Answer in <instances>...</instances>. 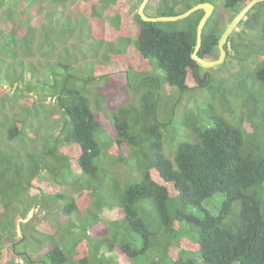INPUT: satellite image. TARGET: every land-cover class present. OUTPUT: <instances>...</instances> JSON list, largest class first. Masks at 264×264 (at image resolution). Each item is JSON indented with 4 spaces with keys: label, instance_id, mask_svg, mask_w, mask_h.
Instances as JSON below:
<instances>
[{
    "label": "trees",
    "instance_id": "1",
    "mask_svg": "<svg viewBox=\"0 0 264 264\" xmlns=\"http://www.w3.org/2000/svg\"><path fill=\"white\" fill-rule=\"evenodd\" d=\"M65 1L0 0V264H264V2L224 43L234 81L218 77L212 90L210 70L221 65L191 59L202 10L153 23L137 15L142 0L133 11L131 0H75L55 16ZM249 1L213 5L200 58L218 57ZM203 2L212 3L150 0L145 13L175 16ZM64 31L94 55L111 41L100 54L125 74L116 84L141 92L138 102L100 106L87 86L110 72L74 78L82 71L71 44L54 45ZM155 68L160 78L146 73ZM202 88L214 101L192 108L176 141L173 113ZM211 201L216 215L203 208Z\"/></svg>",
    "mask_w": 264,
    "mask_h": 264
},
{
    "label": "rangeland",
    "instance_id": "2",
    "mask_svg": "<svg viewBox=\"0 0 264 264\" xmlns=\"http://www.w3.org/2000/svg\"><path fill=\"white\" fill-rule=\"evenodd\" d=\"M74 1V3H79V1H75V0H68L65 1L64 3H59L58 5L60 6L59 8V14L55 15V16H62L60 15L61 10L63 8V4L68 3V2H72ZM212 3V5H216L217 9L222 6L224 0H210ZM66 5H70V3L66 4ZM137 5V0H131V2L129 3V5L127 6L128 11H133V9L136 7ZM68 7V6H67ZM138 8V7H137ZM1 13V11H0ZM115 31V30H114ZM112 36V44L114 46H118L119 44V40L120 38H115V33H118L117 31L115 32H110L108 31ZM64 34L61 35V39L59 38L56 42H54V45H56L57 43H63L66 42V39L68 40V44L69 45V50L70 52H72L73 54L71 55V60L72 61H78L80 66H81V73L78 74L76 76V74H74V78L76 79H81L86 81V79L88 77H92V76H96V75H101V74H105L106 70L110 75V80L109 81H105V80H99L98 82H93L92 84L88 85L87 87H90L94 90H96L97 93V101L100 104V106L104 107L105 110H113L116 109L118 107H120L121 105H124L128 102H132L134 104H136L139 100V96H140V91L137 90L135 91L134 89H130L128 90L126 88L125 85L119 86L118 84H116L115 81V75L116 76V80L117 81H122L124 82V78H125V74L121 73V74H117V73H111L113 72V69L117 66L115 64L109 63V62H105L103 60V57L100 54V51L104 48V50L106 49V45L108 44V42L111 41H106L103 40L104 46L103 48L99 49V53H96V55H94V52L97 51V48H91V47H83L81 45L78 44V39L76 38V36H74L72 39H70V37L68 36L67 38H65L64 36H66L67 33H65V31L63 32ZM109 33H107V36L109 35ZM52 40L53 36H50ZM70 39V40H69ZM95 39V38H94ZM65 47V46H64ZM50 52L53 51V48H50L49 50ZM133 50H129V52L126 54V62L128 61L129 63H131L133 66L137 64V61L135 59V56L133 55ZM229 60H225L224 64L221 65L218 68H215L214 70H210V75L212 77V79H214L211 83L210 86L213 88L212 90H214V88L218 89L219 86L217 85V82H220L221 80L216 79L218 77H223L224 79L230 80L233 82L234 79L231 76V74L235 71L234 65L229 64L228 62ZM51 62H57V59H53L52 56H49L48 59V63L51 64ZM152 63L155 62L151 61ZM125 63V62H124ZM3 67H9L11 68V66L13 65V63L11 64H6V63H1ZM97 67H100L99 70L95 71L96 73L93 74L94 69H96ZM148 67L150 69H152V67L150 65H148ZM146 73H150L151 75H154L156 77H161L162 76V72L159 69H154L151 71H147ZM75 84V83H74ZM76 86L81 87L82 85L80 84V81H76ZM164 87V93H169V92H174V90H170L168 87H166V85H163ZM21 94V93H20ZM26 96V94H24ZM219 95H220V90H215L214 96L216 98L219 99ZM212 101H214V97L211 96L210 93L207 92V90H205L204 88L202 89H193L190 91V93L187 95V98H184L183 100V107L182 108H178V110L176 111V116L173 113L172 116V121L173 123L177 122V125L175 124H170V126H168L170 131H174V133L176 134L175 136V140L176 141H185L184 137H179L178 134H181L185 129H187L186 124H185V118L187 115H190V111H193L192 108L194 106H198L200 108L205 109V107L209 104L212 105ZM93 106V105H92ZM94 107V106H93ZM218 109H220L218 107ZM162 118H165V116L162 115ZM104 123V121H103ZM105 127V126H104ZM47 131L49 132V129L47 128ZM45 132V131H44ZM43 132V133H44ZM45 138V137H44ZM171 136L166 137L164 140V145L165 146H169L171 145ZM115 169H117V171L121 174L126 173L127 171V176L129 174V170L126 169L125 167H120L117 166ZM49 189H51V187H49ZM214 203V201H211L210 204H208V206H203V208L207 209L211 214L216 215L217 214V210L215 209L214 205L212 204ZM216 203V202H215ZM34 212H29V214L27 215V218L25 220H23V222H25L29 216H31ZM117 213L115 210L112 211H104L103 216L106 217H113L116 218ZM17 235L19 236L20 234L18 232H16ZM16 237V236H15ZM188 250V249H186Z\"/></svg>",
    "mask_w": 264,
    "mask_h": 264
},
{
    "label": "water",
    "instance_id": "3",
    "mask_svg": "<svg viewBox=\"0 0 264 264\" xmlns=\"http://www.w3.org/2000/svg\"><path fill=\"white\" fill-rule=\"evenodd\" d=\"M149 0H142L137 8V15L140 17V19L144 22H175L182 19L187 18L194 12H197L199 10L203 11V16L201 17L197 28H196V43L194 46V50L191 54V59L195 62L196 66L198 68L202 69H211L216 66L221 65L226 56V52L224 50V43L227 40V38L232 34V32L236 29L238 24L241 22V20L245 17V15L258 3L264 2V0H250L248 3H246L237 13L236 16L228 23L226 29L220 36L218 42H217V49H218V57L215 60H206L203 58H200L198 56V51L201 46V40H202V30L205 26V23L207 19L211 16L214 6L210 3L203 2L200 4H197L190 9H188L186 12L175 15V16H148L145 13V7L148 4Z\"/></svg>",
    "mask_w": 264,
    "mask_h": 264
},
{
    "label": "clouds",
    "instance_id": "4",
    "mask_svg": "<svg viewBox=\"0 0 264 264\" xmlns=\"http://www.w3.org/2000/svg\"><path fill=\"white\" fill-rule=\"evenodd\" d=\"M149 1H150V0H149ZM140 3H141V2H140ZM148 3H149V2H148ZM138 6H139V5H138ZM136 12H137V10H136ZM245 16H246V15H245ZM225 59H226V56H225ZM224 61H225V60H224ZM223 63H224V62H223ZM223 63H222V64H223ZM222 64H221V65H222ZM219 66H220V65H219ZM216 67H217V66H216ZM214 68H215V67H214ZM211 69H212V68H211ZM182 103H183V102H182ZM183 104H184V103H183ZM180 108H181V107H180ZM34 211H35V210L33 209L32 212H34ZM32 215H33V214H32ZM32 215H31V216H32ZM31 216H29V217H31Z\"/></svg>",
    "mask_w": 264,
    "mask_h": 264
}]
</instances>
